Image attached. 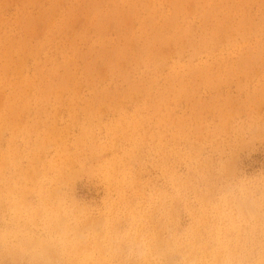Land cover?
I'll return each mask as SVG.
<instances>
[{
    "label": "rangeland",
    "instance_id": "374dc122",
    "mask_svg": "<svg viewBox=\"0 0 264 264\" xmlns=\"http://www.w3.org/2000/svg\"><path fill=\"white\" fill-rule=\"evenodd\" d=\"M175 1L176 29L121 0L118 23L95 15L112 0H0V112L18 87L26 104L20 131L0 120V152L20 150L0 167V264H264V0H151L156 16ZM65 77L77 97L56 101Z\"/></svg>",
    "mask_w": 264,
    "mask_h": 264
},
{
    "label": "bare ground",
    "instance_id": "6f19581e",
    "mask_svg": "<svg viewBox=\"0 0 264 264\" xmlns=\"http://www.w3.org/2000/svg\"><path fill=\"white\" fill-rule=\"evenodd\" d=\"M122 1V6H124V5H127V8L125 9V13H126V16H129L130 17V15H132V14H136V9L138 8V9H142V10H145V8L146 9H148V13H151L152 12V14H147V17H148V20L147 21H149V24L151 25V23L153 22L155 25L159 22V21H162V23H160V24H158V25H163L162 27H164V26H166V25H168L169 23V26L171 25V24H175L174 25V27L176 26V25H179L180 23H179V16H176L177 15V10H179V5H180V3L179 2H177V1H175L174 3H172V11L170 12V14L168 15H164V12L163 13H161V14H159L158 16H156L157 14H155V12H158V8H157V5H155L154 3H151V0H121ZM94 3V2H93ZM229 3V2H228ZM55 4V3H54ZM90 4V3H89ZM161 4H162V2H161ZM97 5H98V3H97ZM209 5H211L210 6V8H209ZM125 7V6H124ZM220 6L218 5V3H214V2H212V3H210V4H208L207 6H206V8L204 9V10H208V12L209 13H207L208 15H207V17H209L210 15L212 16V13L214 12V11H216L218 8H219ZM59 8V7H58ZM89 8V7H88ZM181 8V7H180ZM209 8V9H208ZM240 8H239V5H237V10H239ZM55 11H56V9H54ZM54 10H52V7H51V5H50V8H49V10L48 9H45L44 11H45V13H43V20L44 21H49L51 18H52V14L51 13H53L54 12ZM109 10H111L112 11V13H110V14H113V16L112 17H110L109 15H105L104 13H96L95 15L98 17V19H100V20H102L101 18L103 17V19H107V20H109V19H111V18H113L114 19V16H117V17H115V18H117V19H115V20H113L114 21V23H118V22H120V20L118 19V13H120L121 11H122V9H120V7L118 6V4H116V0H112V6H110L109 7ZM161 10H162V8H161ZM160 10V11H161ZM102 11V10H101ZM179 11H181V10H179ZM96 12V11H95ZM109 12V11H108ZM181 13V12H180ZM179 13V14H180ZM205 14V13H204ZM215 14V13H214ZM45 15V16H44ZM121 16H122V13L120 14ZM51 17V18H50ZM216 17V16H215ZM119 18H121L120 16H119ZM204 18H206V17H204ZM212 18V17H211ZM247 16H243V17H241L240 18V23H239V30H240V32L246 37V35L244 34V33H246L245 31H246V26L249 28V31H250V28H251V26H252V24L251 23H249L248 21H247ZM228 19V18H227ZM119 20V21H118ZM118 21V22H117ZM131 21V20H130ZM140 21H141V24H145L146 23V18L144 17V18H142V19H140ZM227 23H228V21H226ZM30 23V22H29ZM38 23V22H37ZM99 23H100V25H99V27H102V24H101V22L99 21ZM29 25V24H28ZM97 25V24H96ZM109 25V24H108ZM181 25V24H180ZM154 26V25H153ZM167 27V26H166ZM178 26H176L175 27V29L177 28ZM263 27V26H262ZM223 28H225V27H223ZM264 28V27H263ZM178 29H180V28H178ZM188 30V29H187ZM30 31H31V29H30ZM181 31H182V29H181ZM183 31L185 32L186 31V29H183ZM189 31V30H188ZM243 31V32H242ZM260 31V30H259ZM35 32V31H34ZM101 32V31H100ZM177 32H178V30H177ZM179 32H180V30H179ZM183 32V33H184ZM159 33V32H158ZM183 33H180V34H183ZM188 33H190V31L189 32H187V34ZM227 32L225 31V35H227V37H228V34H226ZM160 35H162V34H160ZM186 35V34H185ZM185 35H184V37H185ZM175 36H177L176 34H175ZM180 36V35H179ZM179 36H177V37H179ZM183 36V35H182ZM242 36V35H241ZM39 37V36H38ZM86 37V36H85ZM175 38L174 37V39L175 40H178V38ZM217 37H218V35L213 31V32H211V34L210 35H207V37H205V38H202V39H204V40H202V43H204V44H202L201 43V45H202V47H203V45H206V42L208 41V43L210 42V45H211V43L213 44L212 46L213 47H216V46H214L215 44H216V42H215V40L217 39ZM243 37V36H242ZM180 38V37H179ZM244 38V37H243ZM86 39V38H85ZM181 39V38H180ZM186 39H189V34H188V37L186 38ZM222 39V38H221ZM230 40V39H229ZM122 41V40H121ZM180 41V40H179ZM217 41V40H216ZM232 41H234V40H232ZM196 44H197V42H196ZM190 45H191V43H190ZM192 45L194 46L195 44L192 42ZM198 45H199V43H198ZM198 45H196L195 47H197V49H199L200 48V46H198ZM230 45V44H229ZM147 46V45H146ZM209 47H211V46H209ZM119 48V47H118ZM181 48V47H180ZM192 48V47H191ZM206 48H207V46H206ZM37 49V48H36ZM116 49H117V47H116ZM179 49V48H178ZM182 49V48H181ZM181 49H179V50H181ZM196 48H194V50H195ZM196 49V50H197ZM211 49H212V47H211ZM102 50V49H101ZM103 50H105V48L103 49ZM114 50V48L112 49V51ZM122 49H120V51H121ZM192 50H193V48H192ZM200 51L198 52V51H196V52H198V53H200L201 52V49H199ZM38 51V50H37ZM119 51V50H118ZM178 51V50H177ZM183 51V50H182ZM11 52V51H10ZM192 52H194V51H192ZM195 52V53H196ZM22 53V52H21ZM24 53H25V51H24ZM101 53V52H100ZM105 53V52H104ZM103 53V54H104ZM117 53V51L116 52H114L113 54H116ZM257 53H259V51H257ZM121 54H123V52L121 53ZM178 54H180V52L178 53ZM260 54V53H259ZM11 55V54H10ZM20 55V54H19ZM105 55H107V54H105ZM104 55V56H105ZM119 55V54H118ZM172 55V54H171ZM181 55V54H180ZM248 55V54H247ZM103 56V55H102ZM182 56H183V54H182ZM257 56H259V55H257ZM161 57V56H160ZM148 58V57H147ZM245 58V57H244ZM243 58V59H244ZM242 59V60H243ZM22 57L21 56H19L18 57V62H20V69H22ZM137 60V59H136ZM144 60H145V58H144ZM14 61V60H13ZM24 61H25V58H24ZM148 61V60H147ZM146 61V62H147ZM155 61V60H154ZM191 61V60H190ZM189 61V62H190ZM244 61L245 60H243V63H244ZM206 62V61H205ZM240 62L242 63V61L240 60ZM17 63V62H16ZM149 63V62H148ZM240 63V64H241ZM160 64H162V62H160ZM207 64H209L208 62H206V65ZM205 65V66H206ZM211 65V64H210ZM166 66V65H165ZM183 67V66H182ZM192 67V66H191ZM197 67V66H196ZM204 67V66H203ZM41 68H43V67H41ZM192 68H194V67H192ZM14 69V68H13ZM209 69H211V68H209ZM149 70V69H148ZM148 70H146V71H148ZM151 70V69H150ZM180 70V69H179ZM207 70V68H204V70L203 69H197L196 71H198V73L200 74L201 72H205ZM210 71V70H209ZM151 73V72H150ZM194 73H195V71H194ZM67 74V73H66ZM196 74V73H195ZM16 75V74H15ZM22 74H20V76H21ZM71 75V74H70ZM198 75V74H197ZM204 75V74H203ZM57 76V75H56ZM64 76H66L65 74H64ZM179 76V75H178ZM202 76V75H201ZM19 77V76H18ZM22 77V76H21ZM68 77H71L72 78V76H68ZM68 77H65V79L63 78H61L60 79V83H58L57 84V88H55V91H56V97H54V99L56 100H59V101H61V95L60 94H58V92H57V89H59V88H62L63 89V87L68 91V92H70L72 95L75 93V91L76 90H74V87H72V86H68V84L67 83H70L71 82V78H69L68 79ZM12 79V78H11ZM53 79V78H52ZM18 80V79H17ZM68 80H69V82H68ZM88 80V83H90V81H89V79H87ZM77 82H78V80H77ZM156 82V81H155ZM208 82V81H207ZM248 84V83H247ZM56 85V84H55ZM55 85H54V87H55ZM154 85V84H153ZM23 86H25V84H23ZM153 87V86H152ZM27 88H29V87H27ZM31 88V87H30ZM29 88V89H30ZM53 88V84H51L50 82L49 83H45L44 84V89L42 88L39 92H38V95L36 96V99L35 100H39L38 101V103L39 102H43V101H45L46 100V93L49 91V93L51 92L50 90ZM29 89H27V91H29ZM1 90H3V89H1ZM27 91H26V95H27ZM59 91V90H58ZM64 91V90H63ZM22 93H23V95L25 96V90L23 89V91H22ZM28 94H29V92H28ZM70 94V96H72ZM77 94H78V91H76V97H77ZM1 95V94H0ZM5 95H3V98H4V100H3V107H2V110H1V112H0V120H1V122H3L7 127H8V129L10 130V133H13V134H15V131H20V108H25L26 107V104H25V102L23 103V104H21L20 105V88L18 87L15 91H14V89H13V91H12V94L11 95H7L6 97H4ZM101 96V95H100ZM105 96V95H104ZM122 96V95H121ZM28 97V96H27ZM72 98V97H71ZM74 98V97H73ZM73 98H72V101H73ZM104 98V97H103ZM26 99V98H25ZM56 100V101H57ZM75 100V99H74ZM100 100H102V97H98V98H96V101H100ZM31 101V100H30ZM30 101H28L29 102V104H30ZM54 102V101H53ZM74 102V101H73ZM72 104V103H71ZM69 106V105H68ZM76 107V106H75ZM26 111V110H25ZM51 122V121H50ZM51 126V125H50ZM49 126V127H50ZM2 127H3V124H2ZM2 127H0V128H2ZM33 128V127H32ZM36 128V127H35ZM253 128V127H252ZM1 130V129H0ZM4 130V129H3ZM3 130H1L0 131V133L1 132H3ZM64 130V129H63ZM148 131V130H147ZM13 134H11L10 136H13ZM93 134V133H92ZM47 136H48V140H51V141H57L56 140V138L58 137V134L56 135V134H51V135H48V133L46 134ZM82 135V134H81ZM94 135V134H93ZM59 136H61V133H60V135ZM145 137V136H144ZM11 137H9V139H8V145H7V148H6V151L5 152H0V167H4L5 165H7V164H11V166H14L13 164H15V158H17V156H19V152H20V150H19V148L14 144V143H12V141H13V139H12V141H11ZM145 139V138H144ZM163 139V138H162ZM46 140V139H45ZM159 141L158 142H160V139H158ZM164 140V139H163ZM15 142V141H14ZM117 142V141H116ZM45 143L44 144H42V141H38L37 143H36V147L38 148V149H40V150H42L43 151V149H41V148H44L45 146ZM164 148V147H163ZM39 150V151H40ZM113 150H114V148H113ZM99 152H100V150H98ZM98 152V153H99ZM42 153V152H41ZM38 157V156H37ZM164 157V156H163ZM39 159V158H38ZM71 160V159H70ZM71 163H72V161H71ZM68 166H70L69 164H68ZM43 167H44V165H43ZM59 167V166H58ZM70 168V167H69ZM71 169V168H70ZM63 173V172H62ZM55 225H56V223H55ZM57 227H59V226H57ZM55 228H56V226H55ZM216 259V258H215Z\"/></svg>",
    "mask_w": 264,
    "mask_h": 264
}]
</instances>
